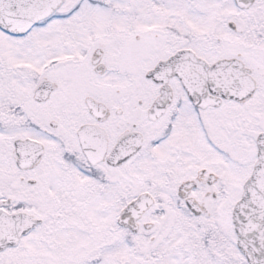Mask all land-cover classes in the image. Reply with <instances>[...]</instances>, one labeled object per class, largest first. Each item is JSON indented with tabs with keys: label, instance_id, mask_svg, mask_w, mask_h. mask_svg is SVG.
<instances>
[{
	"label": "snow or ice",
	"instance_id": "obj_1",
	"mask_svg": "<svg viewBox=\"0 0 264 264\" xmlns=\"http://www.w3.org/2000/svg\"><path fill=\"white\" fill-rule=\"evenodd\" d=\"M0 264H264V0H0Z\"/></svg>",
	"mask_w": 264,
	"mask_h": 264
}]
</instances>
